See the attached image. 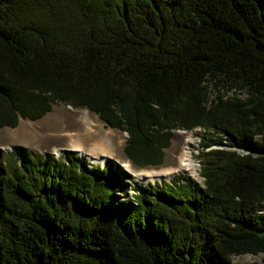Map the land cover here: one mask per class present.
Here are the masks:
<instances>
[{"label": "trees", "instance_id": "trees-1", "mask_svg": "<svg viewBox=\"0 0 264 264\" xmlns=\"http://www.w3.org/2000/svg\"><path fill=\"white\" fill-rule=\"evenodd\" d=\"M58 102L125 132L137 167L161 163L174 129H204L203 186L129 188L109 161L0 149V264L264 253V0H0V128Z\"/></svg>", "mask_w": 264, "mask_h": 264}, {"label": "rangeland", "instance_id": "rangeland-1", "mask_svg": "<svg viewBox=\"0 0 264 264\" xmlns=\"http://www.w3.org/2000/svg\"><path fill=\"white\" fill-rule=\"evenodd\" d=\"M81 111H87L90 113L91 124H87V127L96 134L106 135L112 130L114 134L117 133L118 135H122L124 139L122 150L119 148L113 150L111 148L107 149V152L104 155L98 156L97 154H94L93 156H96V160L91 158L93 164L91 163V159L89 157H84V160L90 162L91 165L101 166V159L99 161L97 158H103L104 162H112L118 166L119 169L123 170L129 175L130 178L126 179V183L129 185V188L133 187L136 183L146 184L147 182L158 181L161 177H139V175L145 171H158L160 169H169L171 171L170 175L172 176L177 173H184L196 184L203 186V177L200 174V163L197 155L202 150L201 136L204 134V129L199 127H196L190 131L174 129L169 138L168 146L162 150L161 163L153 166L137 167L132 164L124 152V145L127 138V134L125 132H121L118 129L109 127L94 112L88 111L84 108H73L70 105L58 102L52 104L49 111L37 120H30L20 116L15 127H1L0 149L8 151L14 147H20L44 154H58V149H60V153L67 152L70 150L69 146H67V143L55 142L53 137L56 133H59V131L63 129L65 124L66 126L73 125L74 116L71 120L66 118L69 114L75 115ZM57 115L60 116V118H53ZM217 147L225 148V145L219 143L218 145H213L210 148ZM75 151L74 153L77 154L78 152L76 151V153ZM183 154H186L184 164H181L180 167L177 168L178 157H181ZM128 162L129 166H126L125 164ZM164 177L165 176L162 178ZM131 193H133V191L129 189L128 194ZM231 261L235 264H264V253L232 256Z\"/></svg>", "mask_w": 264, "mask_h": 264}, {"label": "bare ground", "instance_id": "bare-ground-1", "mask_svg": "<svg viewBox=\"0 0 264 264\" xmlns=\"http://www.w3.org/2000/svg\"><path fill=\"white\" fill-rule=\"evenodd\" d=\"M68 115V114H67ZM74 116L73 119V125L71 126H66L64 125L63 129L59 131V133H56L54 135V141L58 143H67V146H69L70 150L76 151V153L83 159L84 157H89L90 159H95L96 156L94 157L93 155L97 154L98 156L106 154L107 149H113L115 150L116 148H119L122 150L123 146V136L118 135L117 133H113L111 130L108 132L106 135H98L94 131H92L90 128H88L87 124H91L90 122V113L87 111H81L80 113H76L75 115L69 114L66 118L68 120H71ZM53 118H60V116H54ZM64 130V131H63ZM60 149H58L57 153L58 154H53L54 156H59L60 155ZM186 154H183L181 157H178V165L177 168L180 167L181 164H184V160ZM92 159L90 160L91 163ZM101 159V165H103L104 159L103 158H97V160L100 161ZM126 166H129V162L125 164ZM171 171L169 169H160L158 171H145L139 177L146 176V177H168L170 175ZM160 178V179H161Z\"/></svg>", "mask_w": 264, "mask_h": 264}, {"label": "water", "instance_id": "water-1", "mask_svg": "<svg viewBox=\"0 0 264 264\" xmlns=\"http://www.w3.org/2000/svg\"><path fill=\"white\" fill-rule=\"evenodd\" d=\"M102 120V119H101ZM106 125H108V123L106 122V121H104V120H102ZM68 151H71V152H74L73 150H68ZM42 154H44V153H42ZM172 176V175H171ZM171 176H169V177H164V178H162V179H165V180H168V179H170L171 178Z\"/></svg>", "mask_w": 264, "mask_h": 264}]
</instances>
